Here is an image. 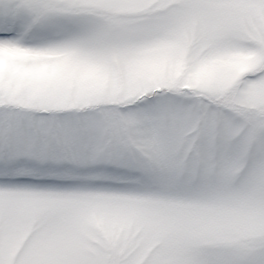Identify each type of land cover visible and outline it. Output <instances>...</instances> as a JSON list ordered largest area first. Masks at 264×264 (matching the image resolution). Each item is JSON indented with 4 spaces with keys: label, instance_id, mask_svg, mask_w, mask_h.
<instances>
[{
    "label": "snow or ice",
    "instance_id": "snow-or-ice-1",
    "mask_svg": "<svg viewBox=\"0 0 264 264\" xmlns=\"http://www.w3.org/2000/svg\"><path fill=\"white\" fill-rule=\"evenodd\" d=\"M0 264H264V0H0Z\"/></svg>",
    "mask_w": 264,
    "mask_h": 264
}]
</instances>
